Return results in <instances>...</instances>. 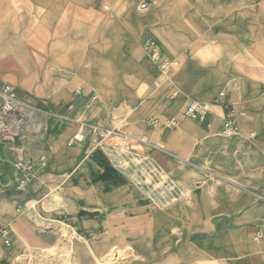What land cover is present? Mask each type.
Instances as JSON below:
<instances>
[{
  "label": "crops",
  "instance_id": "0c3cea01",
  "mask_svg": "<svg viewBox=\"0 0 264 264\" xmlns=\"http://www.w3.org/2000/svg\"><path fill=\"white\" fill-rule=\"evenodd\" d=\"M150 1L155 12L173 11L165 0H156L157 4ZM248 1L193 0L192 5L195 8H191L194 12L207 11L212 14V36L221 39L220 47L223 52L229 53L233 43L239 46L252 44L246 39L250 34L258 37V32L259 41H252L254 46L258 45L254 48L256 56L253 58L252 70L240 76L226 58L216 60L207 55L208 46L217 42L211 41V32L203 33L207 26L204 18L190 19L188 23L175 20L172 26L165 25L158 29L156 37L165 54L175 55L176 49L189 39L195 40L204 49L190 48L189 51L195 53L196 57L188 56L186 59L189 60H183L174 80V73L170 78V84L177 83L182 93L178 98L177 92L174 98L171 97L177 100L166 111L167 115H180L177 119L178 128L161 133L156 127L151 131L152 140H148V147L165 153L155 154L162 164L160 166L164 170L172 171L177 178H181L183 170L166 153L174 155L181 162H191L192 158L197 163L206 155L217 172L220 171L223 175L233 172V166L223 157V148L219 149L226 142L213 136V132L221 130L224 122V118L218 119L215 116V110H222L215 101L228 88L232 91V102L239 126L246 130L252 121L254 132L256 129L260 131L257 132L259 143L253 151L259 161H264V51H261L264 45V34L261 33V29H264V0ZM22 2L0 0V30L2 26L6 27V22L12 17H21L22 12L35 13L30 17L32 20L29 27L34 28L38 19L36 13H42L44 9L39 10L35 0H25L24 5ZM210 2L212 8H209ZM177 11L184 10L176 5L174 12ZM125 17L128 20L132 18L131 15ZM106 18L108 20L109 17ZM46 19L41 24L45 23V29L51 30L54 21L51 16ZM244 28H247L245 32ZM51 35V31H45L42 38ZM4 44L6 51L9 44ZM141 47L144 53L136 51L139 64L151 74L158 75V67L150 59L143 44ZM29 52L32 61L58 60L63 54L55 52L54 44L48 42L44 53L37 33L35 38L30 39ZM4 76L23 78L28 75L22 71L15 58H8L5 61L0 59V77ZM41 76L40 72L31 73L27 80L21 82L20 87L53 88L47 82L43 84ZM225 84L227 87H224ZM218 88L222 89L216 95ZM101 90L107 92L106 88ZM214 94L216 96L209 100ZM160 96L161 93L153 96L146 106L149 108L156 104ZM68 99L66 96L59 101L44 102L42 108L47 111L42 110L44 113L38 116L39 120L36 119L39 127L44 125V129L41 140L34 145L33 157L37 163L36 172H40L42 157L47 160V165L41 170V178L45 179L33 183L31 188L29 185L26 190L17 189L15 185V190L3 195L2 191L9 187L4 179V186L0 188V229L4 223H8L11 230L10 240L13 241L7 247L1 243L4 238L0 235V264H17L19 258H25L30 252L37 250L47 254L71 253L78 264H100L102 258L116 251L119 256L121 253H131L129 264H264V179L236 182L221 176V179L208 181L206 186H198L191 199L180 201L185 194L182 190V195L176 202L160 207L132 180L118 172L102 150L88 148L90 150H86L87 156L81 158L84 150L82 144L87 138L85 129L82 143L71 146L74 148L65 146L71 128L63 125L58 130L55 127L59 125L55 116L69 108ZM192 100L205 102L210 105V109L213 108L204 122L186 119L180 113L181 107L185 105V108ZM73 121L85 123L76 119ZM195 135L199 136L198 140H205L199 148H193L192 145ZM17 140L12 145L0 144L4 177L5 171L11 173L10 163L18 153L15 148ZM255 141L257 137L252 142ZM218 157L223 159L218 161ZM62 177L65 179H60ZM14 179L15 176V182ZM186 183L184 188L187 193H191L196 187L192 181ZM29 188L35 198L27 205L30 217L26 219L21 216L18 202L21 194H17L16 190L28 192ZM41 189H48L49 192L57 189L62 191L57 196L54 195L53 203L48 201L50 205H47ZM150 203L159 209L152 208ZM2 230L4 228L0 232ZM45 263L56 264L54 260Z\"/></svg>",
  "mask_w": 264,
  "mask_h": 264
},
{
  "label": "rangeland",
  "instance_id": "374dc122",
  "mask_svg": "<svg viewBox=\"0 0 264 264\" xmlns=\"http://www.w3.org/2000/svg\"><path fill=\"white\" fill-rule=\"evenodd\" d=\"M9 1L12 3V0ZM22 1L24 5L25 0ZM153 1L157 4L156 0ZM246 1L249 2L248 0ZM165 2L173 9L172 12H155L153 9L154 6L145 12L138 11L134 7L132 0H35L36 6H39L38 9H44V11L42 13H36L38 19L34 28L29 27L30 21L32 20L30 17L31 15H35V13L29 12L20 13L21 17H12L6 22L5 28L2 26L0 30V50H2L0 52V59L5 61L8 58H15L17 64L21 66L25 74L29 76L31 73L40 72L42 75L40 79L43 81V84L47 82L53 88L20 87L21 82L27 80L28 76L23 78L13 76L0 77V88L5 84L14 83L18 87L16 89L20 97L26 98L34 106L45 112L47 110L42 108L44 102L59 101L67 96L69 98V103L67 104L69 108L64 112H59L55 116V120L59 124L55 125V127L58 130L63 125L71 128V132L65 140V146L68 147V143L72 140L73 134L82 128L81 123L73 121V119L84 121L89 124V127L95 125L114 129L117 133L103 142L100 139L97 140L96 134L91 127H83L87 131V139L82 144L84 150L81 158L87 156L86 150H90L93 147H103L105 149L104 152L111 158L114 166L119 168V164L114 158L118 155V150L121 146H126L130 151H135L138 149L139 144L131 140H126L122 134L147 137L148 140H152L151 131L153 129L158 127L161 133L174 131L178 127L176 129H164L162 124L166 119L177 120L180 118L179 114L167 115L166 113L167 109L172 107L177 98L182 95L180 87L174 82V88H155L154 83L161 77V74H151L142 67L138 62L136 51L139 50L144 53L141 46L147 38L154 39L160 45L156 37L159 27L165 25L172 26L175 20L188 23L190 19L203 20L204 18L207 26L204 28L203 33L211 32V29H213V23L210 22L213 21L212 14L207 11H192L191 8H195L192 5L193 0H175V2L174 0H165ZM106 5H109L110 10H106ZM176 5L177 8L184 11L174 12ZM209 8H212L211 2ZM126 15H131V20H128L125 17ZM49 16L54 21L51 30L50 28L45 29V23L41 24L42 21H47L46 17L49 19ZM107 16L109 17L108 20L106 18ZM246 29L244 28V32ZM45 31H51L52 35L48 38L45 36L42 38V33L45 34ZM36 33L39 44L43 46L44 53L47 42L53 43L54 51L63 53L62 58L58 60L32 61L30 59L29 42L31 38L36 37ZM261 33L264 34V29H261ZM256 35L259 37L258 32ZM258 37H253L250 34L246 40L252 44L239 46L237 43H233L230 45L231 51L227 53V51L223 52L220 47L221 39L214 38L211 32L210 39L211 41H216L217 44L208 46L209 52L207 55L216 58V60L226 58L240 76L252 70L253 58L256 56L254 48L258 46H254V42L252 41H259ZM5 42L9 44V49L6 51H4ZM160 47L163 46L160 45ZM193 47L204 51L202 47L195 43V40L189 39L176 49L175 55L170 56L166 54L169 58L177 59L178 61L175 69L173 68V80L181 68L183 60H189L186 59L188 55L183 53L185 50L189 51L190 48L193 49ZM262 50L264 51V45L261 48ZM119 54H122V56L119 57ZM225 85L224 87H227ZM101 88H106L107 92H103ZM221 89L218 88L215 94L217 95ZM176 92L177 98L171 99L172 95ZM159 93H161L159 101L148 108L146 106L148 101ZM95 94L99 96L97 100L93 98ZM215 94L209 100H212L216 96ZM1 101L2 98H0V103ZM215 103L222 108V110L214 111L218 119L224 118L228 113L235 114V105L232 102V91L229 88L226 90V97L222 101H215ZM76 104L78 107H76ZM184 106L181 107V114L183 113ZM211 109L213 110L212 107ZM40 115L35 114L34 120H39L40 117L38 116ZM62 116L68 117L69 120H63ZM156 119L159 120L158 126H151L148 123ZM237 124L238 130L244 135H247L251 131L254 132V123L252 121L249 122L250 125L246 130L242 129L239 123ZM42 126H40L39 133H31V135L29 134L30 136L20 138L16 141L15 148L18 150V153L16 155L17 157L15 156L10 163V172L12 174L5 171V177L3 174L1 176L2 182L0 183V188L4 186L2 185L4 179L7 180H5L6 186L9 187L4 189L1 194H8L16 186L18 187L17 189H25L18 182L26 179L27 174H23L16 169L18 162H31L34 167L28 173L30 180L27 182V187L30 185L31 188L33 183L38 182V180L41 181L44 178H41V173H43L41 170L44 167L41 166L40 169L39 166L40 172H36L35 166L37 163L33 157L34 145L41 140L44 125ZM220 131L217 129L213 132V136L226 142L223 147L219 146V149L223 148L221 150L225 152V156L223 157H225L224 159L227 163L233 166V172L228 174L224 173V175L220 171L217 172L211 159L206 155L197 163L192 161V158H190L191 162H181L174 155L166 153V156L169 159L175 160L179 169L183 170L181 178H177L172 171H168L167 169L165 170L167 173L164 174L166 178L170 180L172 178L181 190L185 192L183 194L184 196H181L180 201L191 199L198 186H206L208 181L221 179V176L224 177L223 179L236 182L264 179V161H259L253 151L255 145L259 143L257 135V132H260L259 129H256L254 132L257 135V141L252 143L243 142L238 137L224 138L220 135ZM198 138V135L193 137V148H199L205 142L204 139L198 140ZM97 142H99L100 146ZM82 146L75 147L80 148ZM141 147L143 148L141 150L145 155L144 157H148L151 160L141 161L140 159L137 160L140 157H135L130 154L127 155L131 163L129 168L131 172L138 169L145 171L149 169L148 167H151V162L161 164L155 154L164 152L145 145ZM69 148L74 147L69 146ZM223 157H218V161H221ZM187 159L189 158L187 157ZM140 162L142 163L140 164ZM1 169L4 170V165H1ZM13 176H15V182L13 181ZM60 179L65 178L62 177ZM187 181H192L193 186L196 187L192 189L191 193H187L184 188V185H187ZM30 188L28 192H19L16 190L17 194H21V199L18 201L21 216L26 219L30 217V211L27 205L35 198ZM40 191L44 194L43 199L45 198V203L50 205L48 201L53 203V199L62 189H57L53 192H49L48 189H41ZM63 197L65 198V195ZM150 206L156 208L154 204L150 203ZM156 209L159 208L157 207ZM30 223L33 225V222ZM8 227V223L6 225L4 223L1 229H9L10 227ZM2 232H0V235H3ZM1 243L4 244L3 240ZM120 251L123 252L124 250ZM118 253L116 251L102 258L100 264L105 260H107L108 264H129V259L132 258L131 253H121L120 256ZM25 258L29 261L27 262L28 264H46L45 262L49 260H54L56 264H76L74 255L71 253L54 252L47 254L41 250H37V252H30L29 256Z\"/></svg>",
  "mask_w": 264,
  "mask_h": 264
},
{
  "label": "built area",
  "instance_id": "2783aa9c",
  "mask_svg": "<svg viewBox=\"0 0 264 264\" xmlns=\"http://www.w3.org/2000/svg\"><path fill=\"white\" fill-rule=\"evenodd\" d=\"M134 7L138 11H148L152 7V2L150 0H134ZM143 48L149 55L150 59L155 63V65L158 67L161 77L155 81L154 86L155 88H162L164 86L173 87V85L170 84V78L173 72V68L178 64L177 59L169 58L162 50L160 45L157 41H155L152 38H147L143 42ZM185 55L190 56L191 58H195L196 54L192 53L190 51H185ZM0 94L2 101L0 103V144H7L12 145L13 142L19 138H23L28 134L35 132L34 127V116L36 112L38 111V108L34 106L29 100L26 98H22L19 96L17 89L12 84H5L0 88ZM176 96V93L172 95V98ZM226 97V91H223L220 93L219 97L217 98V102L222 101ZM94 100H97L99 96L97 94L94 95ZM211 113L210 105H208L205 102L192 100L190 101L186 107L184 108L183 115L187 118L198 120L200 122H204L209 114ZM151 126L156 124L157 121L151 120L148 122ZM178 120L176 119H167L163 124V128L165 129H174L178 126ZM94 133L96 134L97 140H106L111 138V134L114 133L110 128H102L101 126H90ZM89 127V128H90ZM105 132V134L103 133ZM220 135L224 138H231V137H238L241 141L251 143L254 139V133L251 132L247 135H244L242 132L238 130V124H237V117L233 113H228L226 116H224V122L223 126L220 131ZM83 135L80 133H76L72 140L69 142V146L76 145L78 143L83 142ZM87 139V138H86ZM85 139V140H86ZM128 140V139H126ZM131 140V139H130ZM135 143V140H131ZM118 155L116 157L119 158L117 160L119 167L126 168V170L129 171V168L131 166V163L129 161V157L127 155H132L137 158V160L141 161H148L151 160L148 157H144L145 155L143 153L138 152V150L130 151L126 146H121V148L118 150ZM144 158V159H143ZM142 162H140L141 164ZM150 166V165H149ZM33 165L31 162L28 163H22L18 162L16 169L23 174H27V178L29 176V172L33 170ZM149 169L143 171L141 169L133 170V172L130 171V173H137V174H144V177L146 175H150L154 181H157L161 176L164 178L165 171L158 163L151 162V167H148ZM163 175H161V173ZM2 169H1V161H0V183L2 182ZM23 179L18 184L26 188L27 182L30 180ZM166 178V177H165ZM170 179L163 180V185H169L167 181ZM152 184L150 183V186ZM174 193L176 195H180L178 193V188L174 187Z\"/></svg>",
  "mask_w": 264,
  "mask_h": 264
},
{
  "label": "bare ground",
  "instance_id": "6f19581e",
  "mask_svg": "<svg viewBox=\"0 0 264 264\" xmlns=\"http://www.w3.org/2000/svg\"><path fill=\"white\" fill-rule=\"evenodd\" d=\"M134 4V2H133ZM105 8L107 10H109V6H105ZM222 93V92H221ZM220 95V94H219ZM0 98H1V94H0ZM254 112V111H252ZM44 113L41 109L38 108V111L36 112V115L38 114H42ZM183 114V113H182ZM184 118L186 119H190V118H187L183 115ZM64 119L68 120V117H63ZM190 120H193V119H190ZM261 120V119H260ZM154 121H157L156 124L152 125V126H158L159 124V120H154ZM82 125V128L80 129V131L78 133L82 134L83 135V138H85V134H84V129L83 127H88L89 128V124H85V123H81ZM34 127H35V133H37L39 131V125L36 123V120L34 121ZM102 127V126H101ZM104 129H106L105 127H102ZM114 133L111 134V136H114L117 132L114 130V129H111ZM262 130V129H261ZM105 134V132H103ZM31 135V134H30ZM29 134L26 135V136H30ZM125 139H128V140H135L136 142H138V152L142 153V150L143 149L141 146L142 145H145V146H149L150 143L148 142V139L147 137H142V138H136V137H133V136H128V135H124L122 134ZM25 136V137H26ZM255 134H254V139H255ZM24 138V137H23ZM20 139V138H19ZM84 140V139H83ZM107 140V139H106ZM103 142L105 140H102ZM102 143V142H101ZM97 144H99V142H97ZM100 146V144H99ZM96 149H100L104 152V148L103 147H95ZM105 153V152H104ZM106 154V153H105ZM106 156L108 157V155L106 154ZM109 158V157H108ZM116 161L119 160L118 157H115L114 158ZM111 164L114 166L111 158H109ZM47 165V160L42 157L41 159V166L42 167H45ZM114 168L120 172L121 174H123L124 176L128 177L130 180H132L139 188H141L144 193L151 199L153 200V202H155L158 206L160 207H166V206H169L171 204H173L174 202H176L178 200V198L182 195V190L181 188L178 186V184L175 183V181L171 178V180L167 181L169 183V185H163V180L165 179H168V178H163L162 176L157 180V181H154L153 178L150 176V175H146L144 177V174H137V173H130V171L126 170V168H121V166L118 168H116L114 166ZM165 171V170H164ZM161 175L162 172H160ZM167 172L165 171V174ZM150 183L152 184L150 186ZM174 187L178 188V193L180 195H176L173 191L175 190ZM27 188L23 189V190H26ZM58 203V202H57ZM64 203V202H63ZM58 208V207H57ZM46 209V208H45ZM53 209V208H52ZM49 212V211H48ZM3 232V235H1L3 238H4V244L5 246L9 247L11 245V240H10V229H4L2 230ZM66 246V245H65ZM25 256V255H24ZM77 260V259H76ZM28 260L26 258H19L18 260V263L17 264H28L27 263ZM72 263H74L72 261ZM76 264H78L76 262ZM102 264H108L107 260H105Z\"/></svg>",
  "mask_w": 264,
  "mask_h": 264
}]
</instances>
